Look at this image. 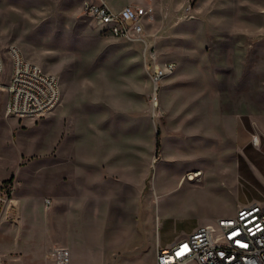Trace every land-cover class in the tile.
Wrapping results in <instances>:
<instances>
[{
    "label": "rangeland",
    "instance_id": "1",
    "mask_svg": "<svg viewBox=\"0 0 264 264\" xmlns=\"http://www.w3.org/2000/svg\"><path fill=\"white\" fill-rule=\"evenodd\" d=\"M83 1L0 0V264H44L52 244L39 255L37 247L45 241L67 244L70 264H154L156 237L176 240L195 225L233 215L237 203L264 206V0H105L113 10L154 8V19L145 22L148 43L159 61L175 63L159 81L156 107L142 44L105 33ZM10 44L57 76L60 97L50 111L4 115ZM242 116L251 118L261 156L237 154ZM78 132L89 152L115 134L116 161H133L127 182L119 175L106 189L109 202L84 213L76 186L92 175L77 158ZM48 150L64 160L44 156ZM21 153L27 161H18ZM35 155L44 166L38 173ZM13 181L35 202L49 189L60 192L61 206L48 215L36 203L39 230L14 206ZM86 193L91 197L92 189Z\"/></svg>",
    "mask_w": 264,
    "mask_h": 264
},
{
    "label": "built area",
    "instance_id": "2",
    "mask_svg": "<svg viewBox=\"0 0 264 264\" xmlns=\"http://www.w3.org/2000/svg\"><path fill=\"white\" fill-rule=\"evenodd\" d=\"M82 9L103 25L109 35L142 44L144 68L151 83L149 101L156 107L159 81L174 70L175 63L159 61L155 48L148 43L145 22L154 19L153 6L125 4L113 10L105 0H84ZM6 50L11 71L4 85L7 94L4 115L33 117L50 111L60 97L57 76L26 60L15 45H8ZM2 73L0 54V77ZM252 139L256 141V136ZM44 202L49 203V199ZM155 253V264H264V206H241L233 215L198 225L169 246L157 244ZM48 255L54 264H70L66 246L52 245Z\"/></svg>",
    "mask_w": 264,
    "mask_h": 264
},
{
    "label": "crops",
    "instance_id": "3",
    "mask_svg": "<svg viewBox=\"0 0 264 264\" xmlns=\"http://www.w3.org/2000/svg\"><path fill=\"white\" fill-rule=\"evenodd\" d=\"M97 24H99V23L97 22ZM102 29L104 31L103 27H102ZM241 85H243V84H241ZM242 103H245L244 86L238 85L237 86V104L243 106ZM55 110H57V107H55V109H53V111H51V113H53ZM250 121H251V118L245 117V116L240 117L237 121L236 129H235V143H236V147L238 150L237 154L243 155L244 152H247V154L251 155L252 157H256L258 155L261 156L262 152H263V149H261V142H260L261 140L259 139V136L257 134H254L256 136V141H253L252 137L254 135L253 136L251 135V131L249 129V124L251 123ZM81 136H82V138H81ZM112 136L117 137L115 134L109 133L107 136L108 138H106L108 143L106 141H103L102 144H101V142H99V145H97V143H94L93 151L89 152L88 150L86 151V149L84 148V144H83L84 143V132H83V135H81V133L78 132V143H77V148H76L77 158L79 160H82L83 169L86 170L87 172H90L92 175L90 182H88L86 184L84 180L80 181V179H79L77 186H76L75 198H76L77 205L80 206V208L82 209V213L85 212V207L88 205L92 206L91 207V210H92V208H94V207L97 208L98 204H101L102 202H105V204H107L110 199H109L108 194L105 192L106 189L116 186V184L118 182L117 178L119 175L123 178V180L125 182H127V173L131 174V172H132V169H133V161L132 160H130L129 163L123 162V161H121V162L116 161V155L119 153L120 149L116 148L117 143H115V141H112V139H111ZM101 145H102V147L104 146L107 148L102 149ZM97 146H99V148H97ZM48 154L51 157H53V159H52L53 161L57 160L54 158H58V159L63 158V157H59L62 155H58V152H56V150L55 151H52V150L49 151L48 150L44 156L47 157ZM29 156H31V155H28V158H29ZM35 157L36 158L32 162V164H35L32 167V170H33V173H38V171H41L44 168V166H41V167L38 166L37 163L39 161H42V159L38 160V157H39L38 155H35ZM17 159H18V161H22V160L24 162L27 161V158H25L22 153L20 154V156ZM60 160H64V159H60ZM48 162H50V161H47V163ZM198 171L201 174V170L198 169ZM64 176H66V174H64ZM64 176H63V178H64ZM251 176H253V175L251 174ZM15 181H13L14 188H13V196H12L11 200H12L14 206L16 207L19 215L23 219L27 215H29L31 218H35L36 228H37V230H39L41 228V224H42L41 222L42 221H40L39 216L36 215V213H39V212H36L35 205H37L39 203L38 205L41 208V213H46V215H48V213L52 212L51 207L55 208V206H57L59 204V202H60V206H61V199H60L61 194H60V192H54L51 195L52 191H50V189H49V191H47V192L40 193L37 196L38 201L35 202L34 198H28V196H25V193L23 191L18 192V193L15 191V189L18 188ZM64 181H66V183H67V178L64 179ZM89 188L92 189V196L91 197L89 196L88 193H86V190ZM45 198L49 199V203L44 202ZM235 205L237 207L235 208V211H233V212H236L244 204L243 203H237ZM102 218H103V222H105V224L109 223L110 218L108 216L106 217V215H104V216H102ZM197 226L198 225H195L191 229V231L193 229H195ZM22 228H23V224H22ZM191 231H189L186 234H182V236L178 237L176 240L168 241L166 243H161L157 237L154 241H151L150 243H153V246H154V254L152 255L153 263L155 264V255H156L155 251H156V245L157 244L159 246H169L172 243H174L175 241L187 236ZM49 233H52V229H50V228L47 231V234H49ZM51 244L52 245L53 244L58 245L59 243L55 242V243L49 244L45 241L43 245H41V244L38 245L37 255H39L41 253L42 246L51 245ZM61 245L66 246L69 249L67 244H61ZM69 253L71 255L70 249H69ZM35 258H39V257H35ZM44 264H54L52 257L49 256L48 254L44 260Z\"/></svg>",
    "mask_w": 264,
    "mask_h": 264
},
{
    "label": "bare ground",
    "instance_id": "4",
    "mask_svg": "<svg viewBox=\"0 0 264 264\" xmlns=\"http://www.w3.org/2000/svg\"><path fill=\"white\" fill-rule=\"evenodd\" d=\"M200 175V172H192L191 174H189L188 179H194L196 176Z\"/></svg>",
    "mask_w": 264,
    "mask_h": 264
}]
</instances>
